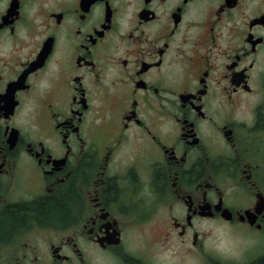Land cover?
I'll return each mask as SVG.
<instances>
[{"label": "flooded vegetation", "instance_id": "obj_1", "mask_svg": "<svg viewBox=\"0 0 264 264\" xmlns=\"http://www.w3.org/2000/svg\"><path fill=\"white\" fill-rule=\"evenodd\" d=\"M150 222L191 264L264 259V0H0V259L152 264Z\"/></svg>", "mask_w": 264, "mask_h": 264}, {"label": "rangeland", "instance_id": "obj_2", "mask_svg": "<svg viewBox=\"0 0 264 264\" xmlns=\"http://www.w3.org/2000/svg\"><path fill=\"white\" fill-rule=\"evenodd\" d=\"M200 228L207 234L204 242L213 255L222 259L240 256L247 239L242 231L216 223L200 224ZM164 231L165 229L162 226H158L156 222L133 226L126 233L127 247L134 254L136 252L145 253L152 264H174L178 260L182 261L183 264H191L192 259H196L192 257L193 253H189L184 246L176 245L174 239L171 240L172 245L162 244L158 241L159 237L163 236ZM37 243L41 255L38 260L45 263L48 260L46 241L40 234ZM101 253L98 250H89L88 264H118L113 258ZM197 262L200 261L198 260ZM0 264H6V262L3 263V258L0 259ZM68 264L80 263L78 261H70Z\"/></svg>", "mask_w": 264, "mask_h": 264}, {"label": "trees", "instance_id": "obj_3", "mask_svg": "<svg viewBox=\"0 0 264 264\" xmlns=\"http://www.w3.org/2000/svg\"><path fill=\"white\" fill-rule=\"evenodd\" d=\"M258 264H264V259L262 261H260Z\"/></svg>", "mask_w": 264, "mask_h": 264}]
</instances>
